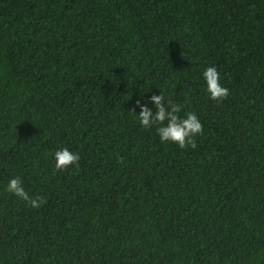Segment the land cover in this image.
Instances as JSON below:
<instances>
[{"label": "trees", "instance_id": "trees-1", "mask_svg": "<svg viewBox=\"0 0 264 264\" xmlns=\"http://www.w3.org/2000/svg\"><path fill=\"white\" fill-rule=\"evenodd\" d=\"M161 90L194 148L131 111ZM0 264H264V0H0Z\"/></svg>", "mask_w": 264, "mask_h": 264}, {"label": "clouds", "instance_id": "clouds-1", "mask_svg": "<svg viewBox=\"0 0 264 264\" xmlns=\"http://www.w3.org/2000/svg\"><path fill=\"white\" fill-rule=\"evenodd\" d=\"M204 91L214 100H222L229 94V89L221 84L220 74L215 66H208L202 70ZM146 91L140 93L136 100V108L131 111L138 113L137 119L141 127L150 129L155 127L161 143H173L180 148L195 147V138L202 134L203 124L194 112L182 111V105L168 99L163 90L159 94L148 96ZM139 109L137 111L136 109ZM56 170L67 169L80 160L79 153L67 147L58 148L54 153ZM5 190L21 200L28 202L33 208H39L44 202L42 197H31L25 190L19 176L9 179Z\"/></svg>", "mask_w": 264, "mask_h": 264}]
</instances>
